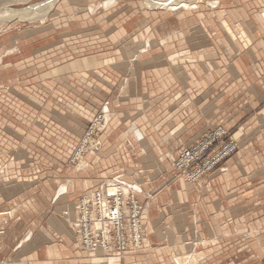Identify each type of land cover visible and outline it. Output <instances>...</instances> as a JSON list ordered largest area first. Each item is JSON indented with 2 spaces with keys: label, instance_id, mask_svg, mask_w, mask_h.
<instances>
[{
  "label": "crops",
  "instance_id": "1",
  "mask_svg": "<svg viewBox=\"0 0 264 264\" xmlns=\"http://www.w3.org/2000/svg\"><path fill=\"white\" fill-rule=\"evenodd\" d=\"M220 2L221 13L208 11L212 17L190 25L182 37L177 32H159L145 38L141 29L135 38L113 40L122 31L117 27L100 47L80 44L81 68H67L70 62L63 57L52 67L49 57L35 65L27 61L0 69V79L1 70L12 73L17 91L27 87V92L22 91L26 98L21 94L16 98L19 103L27 102V109L11 112L10 118L19 119L23 126L38 127L37 119L44 115L52 128L47 129L50 140L56 141L55 117L61 115L62 124L67 123V116L79 122V116L89 113L92 117L104 102L117 112L116 121L122 122L119 132L126 130L124 135L104 136L101 153H89V165L83 171L65 164L72 155L67 152L63 162L60 157L54 160L50 178L31 191H19L11 198L0 187V233H12L8 238L0 234V264H107L105 258L95 259L92 253L78 250L63 211L67 208L69 219L75 220L82 191L97 187L106 175L119 174L127 162L129 168L124 166L122 175L139 185L137 195L150 209L152 244L122 258H111L108 264H180L190 258L189 263L181 264H239L241 245L251 250L264 248V0ZM226 18L247 31L253 41L250 48L244 49L224 34L220 25ZM153 32L156 35V29ZM151 40L153 46L141 53L129 48H144ZM40 48V55L49 53L48 47ZM45 67L42 73H35ZM83 77L87 80L80 81ZM82 88L90 91L87 111ZM58 99L63 101L59 102L61 111L54 107ZM0 119L7 118L2 113ZM220 122L242 135L241 148L220 169L191 185L184 178H173L175 167L159 164V158L177 157L187 143ZM135 127L141 132L139 140ZM85 130L75 133L76 141L64 137L53 148H60L59 154L75 147ZM30 137L37 140L35 135ZM136 143H142L143 151ZM63 182L68 185L60 194ZM46 200L51 201L47 218ZM10 203L16 205L12 210L8 209ZM11 212L21 213L15 226L10 224ZM45 223L55 230L59 241L51 233L35 237L38 230L47 232L42 226Z\"/></svg>",
  "mask_w": 264,
  "mask_h": 264
},
{
  "label": "rangeland",
  "instance_id": "2",
  "mask_svg": "<svg viewBox=\"0 0 264 264\" xmlns=\"http://www.w3.org/2000/svg\"><path fill=\"white\" fill-rule=\"evenodd\" d=\"M44 2L45 4L51 5L46 10L44 7H36L31 9L29 12H34V17L27 16L25 18H8L10 16V13L8 11H5L6 9H16V8H25L33 4H38L39 2ZM144 0H13L10 1L6 6H2L0 8V17L6 16V19H0V22L2 23V26L0 27V69L2 68H8L12 65V63H26L27 61L30 63H33V65L37 64L38 61L44 60V62H47L48 58L50 57V64L52 67H55L53 63L56 64V62L59 60V58H64L65 62L68 63L67 68H74L76 69L81 68V65H84L80 59L78 54L77 48L80 44L92 43V48L100 47V45H104L106 41H109V35H111V32L115 31V28L118 27V29H121L120 34L116 37H112L114 40L115 38H119L120 40H126V39H132L136 37L137 31H141V29H144V37L145 38H152L154 36H158V33L162 34H169L171 32H177L178 37H182L187 31L188 27L190 25L198 24L201 20L203 22H207L211 14L208 13V11L213 10H221V2L220 0H184L185 2H189L192 5H189L187 9H175L172 11H166L164 7H157L152 8V6H148V4L143 3ZM224 1V0H221ZM213 2V3H212ZM42 3V4H44ZM197 3V4H196ZM217 3V4H216ZM40 4V5H42ZM196 4V5H194ZM40 8V11L37 12V9ZM28 9V8H27ZM164 13H162V11ZM187 10V11H186ZM224 10V9H222ZM221 10V11H222ZM3 12V13H1ZM5 12V13H4ZM220 12V11H219ZM221 13V12H220ZM186 15V16H185ZM209 16V17H208ZM186 17V18H183ZM212 17V16H211ZM225 17V16H223ZM154 25V29H156V35L153 32L154 29H152V26ZM221 29L224 31V34L228 35L230 39L233 41L239 43L244 49L250 48L253 44V41L248 36V33L245 29H242V27L231 24L228 20V18L221 20ZM185 31V32H184ZM147 45L144 46V48H136L129 47L132 52L135 53H141L144 49H150L151 46H153V41H149L146 43ZM41 45H44V47H48V54H42L41 52ZM59 47V48H58ZM40 48V49H39ZM43 48V47H42ZM59 50L61 51L60 53ZM33 52L37 53V55H31ZM47 50H44V53H46ZM87 52L81 54H86ZM181 53V52H180ZM30 55V56H29ZM40 56V57H39ZM77 56V57H76ZM75 57V58H74ZM44 58V59H43ZM89 66V64H85V67ZM213 66V63L210 65ZM106 67V66H105ZM48 67L42 68L40 70L35 71L36 74L42 73L43 69H46ZM12 69V68H11ZM69 70V69H68ZM131 71V70H130ZM55 71L52 70V75ZM3 78L0 79V114H4V116L7 119H0V187L6 190L7 194L10 195L11 198L14 197V194H17L19 191H31L32 188L38 187L41 182H45L47 179L50 178L51 169L54 165V160L58 159L57 157L61 158V162H63V159L66 160L63 156L67 154V152L71 155L70 159L67 164L70 168L77 171H83L87 169L89 164L86 160V157L91 153V151L100 152L103 148L104 143V136L109 134H118V135H124L126 133L120 131V125L121 120L116 121L117 112L110 107L108 102H104L102 106L100 107L99 111L96 114L87 113L84 116H79V122L75 119H72V117H65L64 119L67 120L66 124L59 123L60 120L63 119L61 115H58V117H55V124H56V130L54 134H56V141L50 140L47 137L48 131H52V128L48 127V125L45 123L46 118L43 115V117H40L37 119V125L31 126L29 125H20L19 119L13 118V116L10 118V113L13 111H19L21 107L24 109H27L28 103L27 102H21L19 103L16 98H18V95L21 94L22 98L24 97V92H27V87H24V90L20 88V92L16 90V88H13V85H15V82L11 80L12 73L11 72H3L1 70ZM6 74V75H5ZM6 76V78L4 77ZM37 77V75H35ZM129 78V77H128ZM125 78L123 81L125 82ZM87 79L83 77L80 79V81H86ZM88 84L90 87L91 85ZM85 84V85H86ZM38 89V88H37ZM83 89L84 94V110L87 111L88 106L86 104V96L87 93L90 91H85V88ZM42 90V88L39 87V91ZM24 91V92H22ZM103 93L105 92L103 89L101 90ZM80 92V90L78 91ZM16 100V102H15ZM63 102L62 100L58 99L57 101H54V107L60 109V103ZM39 104V103H38ZM83 104V103H82ZM41 106V110H43L44 105ZM69 106V105H68ZM72 107V106H70ZM103 110L107 112L108 117V127L101 133L99 136H97L96 141L99 142V147L94 150L91 149L89 152L83 153V160L82 158L74 159L75 151L80 146L81 142L84 139V136L86 135L87 130L92 125V120L99 115ZM10 118V119H9ZM91 118V119H90ZM90 119V120H89ZM27 122H29V119H26ZM58 122V123H57ZM85 133L82 137H80L79 142L76 144L75 147H70L68 150L63 151L64 153H57L60 148H53L55 145L54 143H58V140H61V138H74L73 141H76V135L75 133L79 134L83 132V129H85ZM219 127H222L224 129L223 134L217 139V142H221L223 140H229L233 139L238 142L239 149L241 148V132H239L238 129H235L230 131L228 128L224 125L223 122H220V124H213L211 125L207 131L212 130H218ZM48 129V131H47ZM133 127H131V130ZM138 133H131L136 136V138L139 140L141 139V132L138 130L137 127L134 128ZM31 131L33 133H31ZM35 135L37 140L30 137V134ZM206 133L203 135L205 136ZM110 135V136H111ZM49 136V135H48ZM140 136V137H139ZM201 136L200 138H202ZM200 138L195 139L194 142L191 144L197 142ZM52 142V143H51ZM96 144V142H95ZM191 144L187 143L184 147L190 146ZM135 145L139 147L138 149L140 151H143L142 143H136ZM23 146V147H22ZM26 148V149H25ZM118 147H116L117 149ZM115 149V150H116ZM238 149V150H239ZM237 150V151H238ZM236 151V152H237ZM101 153V152H100ZM236 154V153H235ZM111 155H113V152H111ZM67 156V155H66ZM176 156V155H175ZM175 156H163L162 159L159 158V164H168L170 168L175 167L173 164ZM101 157V156H100ZM231 157V156H230ZM229 157V158H230ZM103 159V158H102ZM228 159V158H227ZM226 159V160H227ZM59 160V159H58ZM225 161V160H224ZM224 161L216 167L214 170L208 172L212 173L217 169H220ZM124 163V162H123ZM130 162L125 163L128 167V164ZM63 164V166H65ZM66 165V166H67ZM78 166H80L78 168ZM85 166V167H83ZM120 168L119 174H115L112 176H107L102 179V184L104 182H107V180H112L115 178H120L125 181L126 179L123 178L122 173L124 174L125 167ZM83 169V170H82ZM173 173V172H172ZM207 176V175H206ZM205 177V176H204ZM173 178H182L181 176H177V173H173ZM142 180V179H141ZM185 181V180H184ZM130 184H133L135 189L137 190V193H139V187L136 185L135 181H127ZM199 182V181H198ZM64 184H61L60 187V194L62 191H65V186L68 185L67 182H63ZM194 182L193 184H195ZM191 184V183H190ZM191 184V185H193ZM100 185V184H99ZM64 186V189L63 187ZM92 188H85L81 195L78 196V201L76 202V212H77V218L75 220L69 219V212L66 208L63 211L64 221L70 227V229L73 230L75 233V240H76V246L78 247V250L86 251L87 253H92V255L95 256V259L97 257L105 258L106 263L108 264L109 259L118 258L116 256H109L106 255L103 251L100 249H93L92 251L87 250L85 248H82V245L80 241H78V217H79V211H78V204L79 200L82 198V196ZM62 190V191H61ZM68 192V190H67ZM152 192V191H149ZM150 197H153V193H149ZM67 195V194H65ZM3 201V200H2ZM2 201H0V204H2ZM59 202V201H58ZM143 203V202H142ZM3 206V205H2ZM0 205V210L3 208ZM51 206V201L46 200L44 203V209L47 218V215L49 213L48 207ZM10 207V208H9ZM8 209L15 208L16 205L14 203L9 204ZM143 232H144V241L142 247L137 251L145 250L146 247H149V245L152 244V239H150V229L151 228V221H150V209H148L147 204L143 203ZM12 210V209H11ZM10 210V211H11ZM12 216L11 223L12 226H15L17 224V220L21 221V213H10ZM20 214V215H18ZM11 217V216H10ZM32 216H30L31 220ZM18 221V222H19ZM42 226H45L47 232L43 233L39 230L36 231V235H39L41 237H45L47 234L51 233L50 235L54 237L55 240L59 241V237L56 235L55 230L50 227H46V223L42 224ZM3 231V230H2ZM152 232V231H151ZM11 235L12 233H3L4 238H8L6 235ZM21 234V233H19ZM46 234V235H45ZM2 235V236H3ZM8 235V236H9ZM18 234L15 233V237ZM10 237V236H9ZM240 250V260L239 264H264V248L261 246H255L253 250L247 248V245L243 246L241 245L239 247ZM136 253V252H132ZM130 254V253H126ZM97 255V256H96ZM123 255L122 257H124ZM120 257V258H122ZM183 257V256H180ZM180 257H177V261H179ZM189 257L190 256H185ZM192 259L190 258L187 262H180L179 263H189ZM49 264H52L51 262H48ZM47 263V264H48ZM8 264V263H4Z\"/></svg>",
  "mask_w": 264,
  "mask_h": 264
},
{
  "label": "built area",
  "instance_id": "3",
  "mask_svg": "<svg viewBox=\"0 0 264 264\" xmlns=\"http://www.w3.org/2000/svg\"><path fill=\"white\" fill-rule=\"evenodd\" d=\"M91 123L74 159L79 158V153L83 157V153L99 147L96 138L108 127L107 112L103 110ZM223 132L219 127L183 147L173 161L177 176L193 184L234 155L239 149L236 140L217 142ZM78 211V241L82 248L100 249L106 255L122 257L142 247L144 209L133 184L120 178L107 180L82 196Z\"/></svg>",
  "mask_w": 264,
  "mask_h": 264
},
{
  "label": "bare ground",
  "instance_id": "4",
  "mask_svg": "<svg viewBox=\"0 0 264 264\" xmlns=\"http://www.w3.org/2000/svg\"><path fill=\"white\" fill-rule=\"evenodd\" d=\"M10 1H13V0H0V8L2 7V6H6L8 3H10ZM213 1H215V0H213ZM143 3H146V4H148V6L150 5V6H152V8H157V7H164L165 9H166V11H172V10H175V9H187V7L189 6V5H192V4H190L189 2H185L184 0H170V2H169V0H144V1H142ZM213 3V2H212ZM197 4V3H196ZM196 4H194V5H196ZM217 4V3H216ZM44 7V9L46 10L47 8H49L51 5H49V4H42V5H39V6H37V7ZM26 10V9H25ZM25 10H23V11H25ZM28 10V11H27ZM26 10V12L25 13H23V11L21 12L19 9H12V8H10V9H6L5 11H8L9 13H10V16L9 17H11V16H14V15H17V14H19L22 18H25V17H27V16H30L29 17V19L31 18V17H34V16H36L35 15V11L34 12H29L30 10L29 9H27ZM40 11V8H38L37 9V12H39ZM187 11V10H186ZM1 13H3V12H1ZM5 13V12H4ZM27 15V16H26ZM35 18V17H34ZM2 26V23L0 22V27ZM90 151V150H89ZM91 153H94V151H91ZM96 153V152H95ZM79 158H82V160H83V157L80 155V153H79ZM80 166H78V168H79ZM83 167H85V166H83ZM86 167H88V166H86ZM77 170V169H76ZM83 170V169H82ZM74 172V171H73ZM80 172V171H79ZM73 175V174H72ZM1 181V180H0ZM62 184H64V183H62ZM137 185V184H136ZM50 186V185H49ZM138 187H139V185H137ZM30 195V194H29ZM31 203V202H30ZM32 204V203H31ZM32 207V206H31ZM3 223V222H2ZM2 226V225H1ZM2 228V227H1ZM1 234V233H0ZM2 235V234H1Z\"/></svg>",
  "mask_w": 264,
  "mask_h": 264
},
{
  "label": "water",
  "instance_id": "5",
  "mask_svg": "<svg viewBox=\"0 0 264 264\" xmlns=\"http://www.w3.org/2000/svg\"><path fill=\"white\" fill-rule=\"evenodd\" d=\"M47 1H52V0H47ZM44 2H46V1H43V2H39L38 4H33V5H30V6H28V7H25V8H16V9H19L21 12L23 11V10H27V8L29 9V10H31V9H33V8H36L37 6H39L40 4H42V3H44ZM169 2H170V0H169ZM26 10L25 11H23V13H25L26 12ZM28 11V10H27ZM6 16H2V17H0V19H6L5 18ZM8 18H21V16L19 15V14H17V15H14V16H11V17H8Z\"/></svg>",
  "mask_w": 264,
  "mask_h": 264
}]
</instances>
